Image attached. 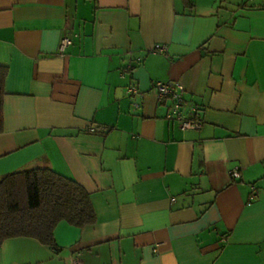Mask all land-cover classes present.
Listing matches in <instances>:
<instances>
[{"label": "crops", "instance_id": "crops-1", "mask_svg": "<svg viewBox=\"0 0 264 264\" xmlns=\"http://www.w3.org/2000/svg\"><path fill=\"white\" fill-rule=\"evenodd\" d=\"M0 64V178L50 166L97 211L0 264H264V0H0Z\"/></svg>", "mask_w": 264, "mask_h": 264}, {"label": "trees", "instance_id": "trees-1", "mask_svg": "<svg viewBox=\"0 0 264 264\" xmlns=\"http://www.w3.org/2000/svg\"><path fill=\"white\" fill-rule=\"evenodd\" d=\"M191 5V0H186ZM8 67L0 64V113ZM66 220L83 226L97 220L87 187L50 166L7 172L0 178V243L14 236H31L53 248L57 224Z\"/></svg>", "mask_w": 264, "mask_h": 264}, {"label": "built area", "instance_id": "built-area-1", "mask_svg": "<svg viewBox=\"0 0 264 264\" xmlns=\"http://www.w3.org/2000/svg\"><path fill=\"white\" fill-rule=\"evenodd\" d=\"M73 42V38L69 35H65L62 37L60 41L59 48L61 50H64L66 46L71 44ZM160 47V46H159ZM165 46H161V49H164ZM155 88L157 90L158 96L160 100H166L170 99V108L167 112V118L172 120H179L181 122V126L183 128H194V127H201L203 124V120L200 118L195 117H188L185 114L184 111V105L186 103L185 98V86L184 84L179 80H156L155 81ZM127 91L131 95H135L139 92V88L137 85H130L127 88ZM136 106H139V102H135ZM193 111H196L197 108L195 106H192L191 108ZM239 169L235 168L232 171H230V175L238 179L239 177Z\"/></svg>", "mask_w": 264, "mask_h": 264}]
</instances>
